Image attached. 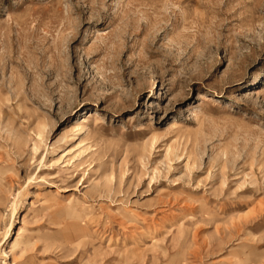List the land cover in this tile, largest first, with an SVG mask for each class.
I'll list each match as a JSON object with an SVG mask.
<instances>
[{"label": "rangeland", "instance_id": "obj_1", "mask_svg": "<svg viewBox=\"0 0 264 264\" xmlns=\"http://www.w3.org/2000/svg\"><path fill=\"white\" fill-rule=\"evenodd\" d=\"M0 264H264V0H0Z\"/></svg>", "mask_w": 264, "mask_h": 264}]
</instances>
